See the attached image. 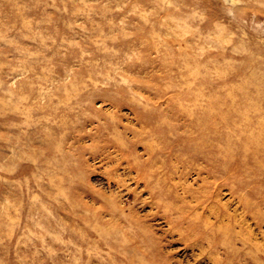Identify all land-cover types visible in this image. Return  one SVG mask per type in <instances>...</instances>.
<instances>
[{
  "label": "rangeland",
  "instance_id": "obj_1",
  "mask_svg": "<svg viewBox=\"0 0 264 264\" xmlns=\"http://www.w3.org/2000/svg\"><path fill=\"white\" fill-rule=\"evenodd\" d=\"M0 264H264V0H0Z\"/></svg>",
  "mask_w": 264,
  "mask_h": 264
},
{
  "label": "bare ground",
  "instance_id": "obj_2",
  "mask_svg": "<svg viewBox=\"0 0 264 264\" xmlns=\"http://www.w3.org/2000/svg\"><path fill=\"white\" fill-rule=\"evenodd\" d=\"M194 124H196V119L194 120ZM211 151V149H209ZM195 157H204V155L200 154L199 152L194 154ZM224 231V230H223ZM221 230H211V231H204L202 237L209 241V244L212 245L214 248H219L221 245H229L231 243L226 231L223 232ZM226 249V248H225Z\"/></svg>",
  "mask_w": 264,
  "mask_h": 264
}]
</instances>
